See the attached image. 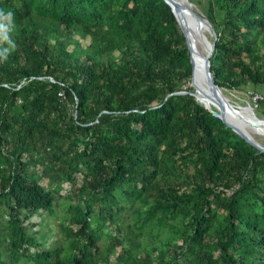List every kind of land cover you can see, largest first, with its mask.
I'll list each match as a JSON object with an SVG mask.
<instances>
[{"label": "trees", "instance_id": "16d2710c", "mask_svg": "<svg viewBox=\"0 0 264 264\" xmlns=\"http://www.w3.org/2000/svg\"><path fill=\"white\" fill-rule=\"evenodd\" d=\"M210 4L215 84L264 85V0ZM191 70L162 0H0V264H264V153Z\"/></svg>", "mask_w": 264, "mask_h": 264}, {"label": "water", "instance_id": "95a60500", "mask_svg": "<svg viewBox=\"0 0 264 264\" xmlns=\"http://www.w3.org/2000/svg\"><path fill=\"white\" fill-rule=\"evenodd\" d=\"M162 1H164L170 7L172 14L174 15L176 23L185 39L186 48L189 52L190 64L192 66L190 85L193 88V91L190 93H187L186 91H180L175 94H190L198 103L196 99V93H198V95L201 96L200 98L211 104L217 112L210 110L206 106H203L204 109L218 117L226 127L230 128L247 144L264 153V145L256 142L252 139V137L245 136L243 132L239 131L236 127L227 122V118H236L237 121L239 118H242L240 115H238L237 111V108L241 107L229 102V100L221 93L220 87L215 84L214 76L210 68V60L215 46L216 32L208 18L202 13H198L194 9V5L188 0ZM202 28H205L212 38V41L209 42V45H205L206 40L204 35L201 33ZM194 31H199L200 33V39L204 44L203 48L205 54L196 56L192 50V44L189 40V37L192 36V34H195ZM203 89H205V91ZM247 108L248 109L245 111L246 116L257 121L261 126H264V119L258 118V116L255 115L250 104H247Z\"/></svg>", "mask_w": 264, "mask_h": 264}, {"label": "rangeland", "instance_id": "374dc122", "mask_svg": "<svg viewBox=\"0 0 264 264\" xmlns=\"http://www.w3.org/2000/svg\"><path fill=\"white\" fill-rule=\"evenodd\" d=\"M188 1H190L194 5V9L198 13H202L205 17H207L209 19L212 27L215 30L214 23L218 25L222 19V11L220 9H218L216 4H210V0H188ZM209 17L211 18L212 21L210 20ZM194 32H195L194 38L196 41V45H197L200 53L205 54L204 48H203L204 44L201 42V39H200V33H199V31H194ZM201 33L205 37V40H206L205 45H209V42L212 41V38L210 37L209 33L207 32V30H205V28H202ZM81 42L84 45L87 44L86 43L87 41L82 40ZM186 88H191L192 89L191 92L193 91V88L191 87L190 83L180 85L181 90H185ZM222 93L229 100V102H232L235 105H238L241 107V108H237L238 115H240L242 117V118H239L238 121L242 124V126L246 129V131L253 137V139L256 142H259L260 144L264 145V126H261L257 121L252 120L251 118L247 117L246 112H245L246 109H248L247 104H249L250 98L253 95L252 93L261 94L263 96V99H264V85H258V86L247 85V86H244L242 88H237V89L222 88ZM196 99H197L198 103H201L198 96ZM155 103L156 102H154L153 105H155ZM201 104L203 105V103H201ZM210 108L212 110H214L215 112H217L214 107L210 106ZM253 110H254L255 115L258 116V118L264 119V100L259 102L257 107H253ZM76 182H78V184L81 183V177L80 176H77ZM42 183H44V182L42 181ZM70 188H71L70 184L62 183L59 187V194L61 196H65L68 193V191L70 190ZM184 191H186V188H184ZM41 220H43V218H41L39 216H35L33 218L32 222L35 224H38L39 222H41ZM50 224H51L50 228L55 229V227H54L55 221L52 220V223H50ZM40 229H42V228L41 227L35 228V230H40ZM164 235H166V234L160 233V236H156V237H152V238H145V239L141 240V244H142L144 251L149 252L150 256L152 258L157 256V251L159 249H164V250L168 249V247H166V245L163 247L161 246V243H163V241H164ZM52 240H55L54 235H53ZM180 242H181L180 240L173 241V243L175 245L180 244ZM152 246L157 247L156 250L153 251L154 248ZM171 251H170V254H171ZM116 255H117V252H115L111 256L110 260L112 263L116 262V260H115Z\"/></svg>", "mask_w": 264, "mask_h": 264}, {"label": "bare ground", "instance_id": "6f19581e", "mask_svg": "<svg viewBox=\"0 0 264 264\" xmlns=\"http://www.w3.org/2000/svg\"><path fill=\"white\" fill-rule=\"evenodd\" d=\"M189 40H190V42H191V44H192V50H193L194 54H195L196 56H197V55H200L201 53H200V51H199V49H198V47H197V45H196V41H195V38H194V34H192V36L189 37ZM203 90L205 91V89H203ZM220 91H221V93H222V89H221V88H220ZM196 94H197L196 96H198V98H199V100L201 101V103H203L204 106L208 107V108L211 110L210 106H212V105L209 104V103H207V101L202 100V99L200 98L201 96L198 95V93H196ZM222 94H223V93H222ZM212 107H213V106H212ZM214 112H215V111H214ZM227 122H228L229 124L233 125L234 127H236L239 131L243 132L245 136L252 137V136L246 131V129L242 126V124H241L239 121H237L236 118H234V119H229V118H227ZM252 139H253V137H252ZM253 140H254V139H253Z\"/></svg>", "mask_w": 264, "mask_h": 264}, {"label": "built area", "instance_id": "2783aa9c", "mask_svg": "<svg viewBox=\"0 0 264 264\" xmlns=\"http://www.w3.org/2000/svg\"><path fill=\"white\" fill-rule=\"evenodd\" d=\"M253 94V95H252ZM252 97L250 98L249 104L253 107H257L259 102L263 101V96L258 93H252Z\"/></svg>", "mask_w": 264, "mask_h": 264}, {"label": "clouds", "instance_id": "9594fccd", "mask_svg": "<svg viewBox=\"0 0 264 264\" xmlns=\"http://www.w3.org/2000/svg\"><path fill=\"white\" fill-rule=\"evenodd\" d=\"M5 18H10L12 16L11 12H7L3 14ZM5 52H7V49L4 50Z\"/></svg>", "mask_w": 264, "mask_h": 264}]
</instances>
